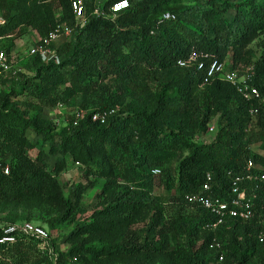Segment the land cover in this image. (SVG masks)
<instances>
[{"label":"trees","instance_id":"obj_1","mask_svg":"<svg viewBox=\"0 0 264 264\" xmlns=\"http://www.w3.org/2000/svg\"><path fill=\"white\" fill-rule=\"evenodd\" d=\"M26 1L0 0V40L21 36L28 28L44 37L60 22L69 26L75 23L70 0H40L41 3L33 2L28 7ZM113 1L102 0L99 8L103 14L97 15L93 13L95 0H85L86 23L75 27L60 47L51 44L50 57L43 59L38 53L32 54L29 67L34 74L16 80L0 98V158L2 163L10 160L8 173L0 168V201L42 193L48 202L61 206V215L50 222L52 226L66 222L80 225L75 220L79 200L90 185H79L71 196H64L44 166L27 154L34 147L26 135L32 129L49 143L50 154L76 152L88 173L104 176L102 192L106 202L90 216L91 220L75 230L86 236L70 249L55 248L49 257L38 248L37 239L20 234L15 242L0 244V252L7 260L0 259V264H108L116 255L131 264H155L156 254L165 255L166 262L172 259L174 264H247L254 255L264 261L262 197L255 202L252 218L229 217L213 230L204 227V223L216 218L204 208L189 209L192 214L188 217L178 211L175 218L164 223L180 246L178 250L169 248L166 236L161 234L155 242L154 223L148 226L142 241L123 244L101 238L110 236L114 226L127 225L131 211L146 205L156 185L164 189L165 197L182 202L186 193L201 188L209 172L212 184H218L219 194L227 198L229 171L240 170L249 157L264 166V106L255 101L252 104L231 83L217 77L200 85L201 71L178 64L192 50L206 52L220 61L231 51L233 59H239L242 50L264 33V0H188L194 3L183 7L178 6L183 0H128L126 9L112 15L109 7ZM39 4L45 11H60L61 17L52 20L46 17L49 13L46 18L40 17ZM164 12L175 18L163 19ZM227 12L231 13L228 21L223 17ZM260 46L252 83L264 95V41ZM4 50L8 53L9 45ZM113 76L118 87L109 91L103 82ZM99 89L103 92L101 103L87 107L81 101V107L76 108L82 110L80 116L72 111L58 131L37 110L28 117V109L36 107L33 103H20L26 109L19 108V97H33L53 107ZM121 93L130 98L125 104L121 103ZM250 105L259 108L255 117L249 114ZM110 108L115 111L105 120L92 118L95 112ZM214 116L215 134L209 141H200ZM253 119L258 123L260 140H252L248 123ZM255 140L256 146L252 147L250 143ZM95 141L107 163L111 152L127 158L126 176L133 185L120 183L115 169L103 173L98 164L100 156L92 152ZM108 144L112 148H106ZM39 153L38 160L43 154ZM61 162L56 170L63 167L64 161ZM153 168H159L160 174L153 175ZM160 219L161 216L156 223ZM18 221L23 220L1 223ZM95 235L100 236L101 243L87 245V237ZM213 238L220 248L209 247ZM51 241L54 246V237ZM33 252L40 258H32ZM220 253L223 259L218 261ZM73 256H78L77 260Z\"/></svg>","mask_w":264,"mask_h":264},{"label":"rangeland","instance_id":"obj_2","mask_svg":"<svg viewBox=\"0 0 264 264\" xmlns=\"http://www.w3.org/2000/svg\"><path fill=\"white\" fill-rule=\"evenodd\" d=\"M33 2H36L37 4L41 3L40 0H27L25 2V5L28 7L32 5ZM193 3L194 2L192 1L183 0L182 3L178 6L183 7L185 5ZM19 5L20 2L18 6ZM39 5L41 6V13L39 14L40 17H51L52 20H58L61 17L60 11L55 10L48 12L43 9L42 4ZM46 13H49L50 16H46ZM223 17L228 21L231 19V13H224ZM0 22H3L2 18H0ZM58 23L59 22H57V24ZM60 23L61 24L57 26H69L67 24H64L65 22ZM44 37L39 35L36 29L28 28L23 34H21V36L19 35L15 38L11 37L0 40V49H5L6 45H9L8 53L10 54V59L13 61V65L9 70L0 73V98L4 94L8 93L10 86L16 80L26 79L34 74L33 69L29 67V59L32 55L31 49L35 46H41L42 43L40 41ZM65 40L66 38L57 39L53 42L54 47H60ZM263 41L264 33L260 34L258 38L249 43L242 50L240 58L236 61L233 59L232 52H228L223 59L227 70L237 68L240 65L246 66L253 64L262 50L260 44ZM49 55L50 54L48 53L44 57H48ZM115 78L116 77L113 76L112 78L108 77L104 79L103 83L105 86L109 87V91L116 90V87H118ZM151 83L153 84V82ZM101 93L103 92L99 89L95 92L88 93L86 96H84V98L82 97V95H78L72 98L69 102L62 103L61 106L60 103H58L53 107L45 106L39 103L38 99L29 96L19 97L18 102L20 105L19 108L21 110L26 109V107H23L20 103H33L36 107H32V109L35 110L28 109V117L30 116V113L38 111L43 119L52 121L55 124V130L58 131L60 126L66 124L71 112L77 107H81V101H83L88 107L92 103L95 104L97 103V101H100V98L103 96L101 95ZM123 94L124 93H121V96L122 98H124V100L121 103L125 104L130 100V98L127 95L124 96ZM216 121L217 116L211 118L208 126L213 124L215 126V129L212 133L206 130L203 136L199 139L200 141H209L211 139V137L216 132ZM257 124L258 123H256V119H253L248 123V127L251 129L250 133H252V140H254V138L259 139L260 137V135L258 134L259 131ZM26 135L28 141L34 144V147L27 151L28 156L36 164L44 166L45 170L50 174V176L57 181L64 196H71L78 190L79 187H76L79 185H81L80 187L90 185V187H87L83 191L79 200V211L76 215L75 220L80 225H76V223L74 222H66L55 224L54 226H52L50 222L53 220H57V218H59V216L61 215V206L54 202H48L45 197L46 195L42 193L22 195L19 198H10L0 201V224L1 221H24V219L32 220L36 223L42 224L51 231V234L54 237L55 241V248L57 250L66 251L72 246H75L78 241L83 238V236H86L77 234L75 230L81 227V224H85L89 220H91L90 216L94 213L96 214L98 210H101L104 203L106 202V200H104V193L102 192L103 185L106 179L104 176H97L88 173L85 167V163L79 158L76 152L66 151V154L64 156L58 153L50 154L49 143L45 141L41 135L35 134L32 129L27 130ZM57 142L58 140L55 139V143ZM97 142L95 141V143H93L92 152L93 154L100 156L98 164L103 169V173L106 174L107 172H111L112 169H115V175L117 176L116 178L120 183L133 185L134 182L128 181L126 176L129 165V163L127 162V158L123 154L117 155L116 152H111L107 154L109 156V163H107L108 160L106 159V157L102 158V154L99 151L100 147H95V144ZM254 142L256 143V140L250 143L252 147L256 146ZM106 148L110 149L112 148V146L108 144ZM39 152L43 153L40 160L37 159V155L40 154ZM84 159H87L85 155ZM61 161H64L63 167L56 170L57 164H59V166L62 164ZM175 164L176 160L172 162L171 166L173 167V165L175 166ZM156 196H161V199L154 198ZM164 197V189L161 186L156 185L155 189L152 191V194H150L149 199L146 201V205L135 209V211L132 210L130 213V221L127 223V225L114 226L112 229L115 230L110 232V236L101 237L103 241L113 243L120 242L123 244H125V242L142 241L147 235L148 226L151 223H154L156 225V227L154 228V233L156 236L154 238L155 242L160 238L161 234V236H166L169 248L178 250L180 246L175 244V239L171 237L172 231L169 230V232H167V225H164V223H167L171 221V219L175 218L178 214V211H180L181 215H183L184 217L190 216L192 212L184 207L180 201L173 199V197ZM159 216H161V219L158 220V223H156ZM260 223L264 225V216L260 217ZM99 237L100 236L98 235L87 237L86 244L99 245L101 243L98 239ZM196 242L197 243L195 244H199L201 241L199 240ZM32 256V258H34L38 255L36 256V252H33ZM76 258H78V256H73V259L77 260ZM153 259L155 261V264H174L172 263V259H170V262H166L167 257H165V255L156 254ZM85 264H102V262L97 263V261H87V263ZM108 264L131 263H129V260H127L126 258H122L116 255V259L110 261ZM247 264H264V261H262V259H260L257 255H254Z\"/></svg>","mask_w":264,"mask_h":264},{"label":"built area","instance_id":"obj_3","mask_svg":"<svg viewBox=\"0 0 264 264\" xmlns=\"http://www.w3.org/2000/svg\"><path fill=\"white\" fill-rule=\"evenodd\" d=\"M71 8L74 15L75 23L73 26H56L50 30L48 34L40 41L41 46L32 47L31 53H38L43 59L48 58L53 54L50 45L59 38L69 37L75 27H82L86 21L85 15V0H70ZM102 0H95L93 13L100 15L103 11L99 8ZM129 6L128 0H115L111 3L109 9L112 15L123 11ZM163 19H174L175 15L170 12H164ZM48 57H44L46 54ZM203 58H208V61H203ZM13 61L10 59V54L4 49H0V73L9 70L12 67ZM180 66L196 68V71L202 72L200 85L209 83L214 78H220L231 83L237 92L246 100L257 102L264 106V95H262L257 86L252 83L255 73L254 63L246 66H238L234 69L227 70L225 62L218 58L207 54L192 50L185 59L178 60ZM62 104H60L61 106ZM258 106L250 105L249 114L255 117L258 114ZM82 110L75 109V116H80ZM115 111L114 108L95 112L93 119L105 120L108 114ZM215 126L209 125L207 131L212 133ZM9 162L7 159L2 163L0 158V168L4 173L9 171ZM153 175L160 174L159 168L151 170ZM229 192L230 195L224 198L219 194L218 184H212V175L208 172L206 179L201 188L196 192L186 193L181 202L187 209H195L198 207L204 208L216 219L212 222L204 223V227L215 229L219 224L223 223L226 218H239L248 220L255 215V202L260 197L264 199V166L261 163L254 161L251 157L247 158L243 167L237 171H229ZM0 244H11L17 239V235H26L29 238L38 240V248L42 252H46L49 257H52L55 245L51 239L53 236L47 227L34 221H18L14 223L0 224ZM211 248H220V243L213 238L209 244ZM0 259L6 260L0 252ZM223 259L222 253L219 254L218 261ZM7 261V260H6ZM24 264V263H19Z\"/></svg>","mask_w":264,"mask_h":264}]
</instances>
